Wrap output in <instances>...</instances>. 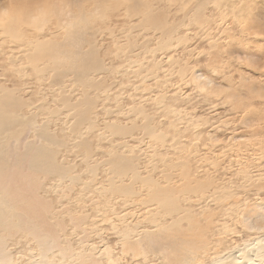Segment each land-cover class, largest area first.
I'll use <instances>...</instances> for the list:
<instances>
[{"label": "rangeland", "instance_id": "rangeland-1", "mask_svg": "<svg viewBox=\"0 0 264 264\" xmlns=\"http://www.w3.org/2000/svg\"><path fill=\"white\" fill-rule=\"evenodd\" d=\"M133 1L0 0V20H38L42 32L27 26L24 35L58 42L73 34L61 27L78 12L107 6L75 29L74 41L100 61L86 80L35 72L22 51L29 45L0 29V87L14 91L27 125L44 126L57 169H19L21 195L36 211L29 217L74 252L66 264H196L201 254L191 262L187 248L195 251L197 239L211 246L217 229L222 253L243 252L264 236V0ZM198 84L224 94L202 96ZM27 129L21 148L34 138ZM13 171L4 169L12 181ZM175 217L172 227H193L178 257L140 234ZM128 228L138 232L127 245L120 234ZM22 235H6V249L15 264H35L40 248ZM260 250L254 264H264ZM60 256L46 250L47 261Z\"/></svg>", "mask_w": 264, "mask_h": 264}, {"label": "bare ground", "instance_id": "bare-ground-1", "mask_svg": "<svg viewBox=\"0 0 264 264\" xmlns=\"http://www.w3.org/2000/svg\"><path fill=\"white\" fill-rule=\"evenodd\" d=\"M128 1H130V0H121V3L125 4V3H128ZM170 1H172V0H170ZM104 8L106 9L107 6H104L102 8L103 10L100 9V10L90 11L89 14H87V13L85 14V12H84V14L78 12L79 16L77 17V15H75L77 18L72 17L73 19L71 18V20L69 19V17H70L69 16L67 18V20L68 19L69 20L65 23V25H63V27H61V31L64 30L66 33H71L73 31V34L68 35L69 39H66V40L60 41V42L52 41V40H43V38H42V40L36 39L38 37V35H36L35 39L28 38L26 35H24L25 27H27V26H29V27L32 26L33 28L39 29L41 24L40 25L36 24L38 22V20L36 23L33 21H22L19 23L17 22L18 24L16 23L17 25L14 26V24L9 21L10 16H6L9 14H6L5 16L8 17V19H5V20L1 19L0 20V29L2 30L1 32H4L8 38L15 39V40L21 42L22 43L21 45H26V44L29 45L28 48L23 46L22 51L24 52L25 51L24 49H26L25 58H26L27 62L36 64V65L32 64L34 66L33 69L35 70V72L40 74L41 72H43L46 69L54 70L56 72V75H55L56 80H59L65 72L74 71L78 75V78L80 80H86L88 73L93 69V67L99 66L100 61L95 58V55L92 52V51H95L93 48L83 49L82 43L80 40L78 42L74 41V38L77 35L75 29L76 28L77 29L78 28L84 29L85 26L87 27L88 23H90L91 20L95 17L102 18L101 17V16H103L102 14L106 12V10L104 11ZM28 11H30V10H28ZM24 13H26V12L24 11ZM38 14H40V13L38 12ZM45 14H49V13H45ZM29 15L31 17L34 16L31 13ZM44 15L41 17H44ZM61 15H62V13H61ZM72 15H73V13H72ZM36 17H37V14H36ZM31 19H35V17L31 18ZM41 23H43V22H41ZM59 23L62 24L63 21H61ZM45 26H46V24H45ZM41 30H40V32H42ZM7 37H5L4 39H6ZM13 37H15V38H13ZM0 39H2V38L0 37ZM4 39H2L0 43H4ZM7 41L9 42V40H7ZM88 44H89V42H88ZM9 57L10 56H8V58ZM25 58L23 60H25ZM43 59H44V62H43ZM9 60L14 62L17 60V58L14 60L10 57ZM17 62H19V61H17ZM21 62L23 63V61H21ZM29 66H30V64H29ZM13 96H14L13 90L0 87V264H15L13 261V259H15V258L13 257V255H11V251L6 249V243H5L6 235L11 234L15 230L22 231L23 232L22 236H24L25 238L32 239L35 242V245L38 248H40V255L41 256H39L38 259L36 261H34L35 264H66V261H68V260H66L67 257L71 256V254H74V252H72V250L65 248L64 246H61V244L55 238H53L47 231H44L45 227H44V229H42L43 227L41 228L35 220H32L29 217V215L32 212H36V211L33 210L31 213L28 211L29 209L32 210V203H30L31 198L23 197L21 195L22 181H21V175H20L19 169H28L31 172H38V173H47V172L55 173V171H57L56 166L54 165V153H53V151L49 150L48 147H45L46 145H44L42 143L43 141L48 142V141H50V139L47 138L48 137L47 134L43 131L44 126L40 129V128H35L33 124L27 125V123L25 122V118L23 117V114L17 112V109L15 108L16 104H19V101H15ZM30 127H31L30 130L32 131V133L35 132L34 138H32L31 140L26 139L27 141L23 143V146L21 148L20 147L21 145L19 143V141H20L19 138L21 136L26 137L27 133L25 132V129L28 128L27 130H29ZM12 142H13V146L10 147V144H12ZM10 155H12V157H13L12 159H10ZM255 159H256V157H255ZM10 160H12L13 162L10 163L11 162ZM10 164H11V167L14 168V171H13L14 175H15L14 181L7 179L6 178L7 174L4 172V169H6L8 166H10ZM245 171H247V170H245ZM18 172H19L20 176H18ZM247 174H248V172H247ZM256 178H258V177H256ZM162 199L163 198H158L157 201L161 203V202H163ZM180 221H181L180 218L175 217V219L167 226H163L164 222L155 223V224H153V226H155V227H152V229H148V227L146 229L143 228V230H141L140 234H142L143 237L147 238L148 240L151 239V240L159 241L161 243L162 247L165 246V247H163V249L165 248L167 250L166 247L171 248L172 253H170V255L173 254L172 257L173 256L178 257V255L180 254L179 251L185 250V245L190 242V240L188 239V236L192 234L190 231L193 230V227H185V228L172 227L173 225L180 223ZM159 226H162V227H159ZM133 228L136 229V227H133ZM195 228L196 227H194V230H196ZM207 228H211V227H207ZM215 231L216 232L213 233L214 244H212L211 246H208V243L205 239L199 240L196 238L198 236H196V237H193V235L190 236V237L196 238L197 242H198V244L196 245V248L194 249L195 251H190L192 246L187 248L188 254H189V252L191 253V254H189L192 257L191 262L196 261V260H194V256L199 257L201 254L202 260H197L196 264H254L255 261H257V259L259 257L257 254L258 251L260 249L264 250V236H263L262 238L261 237H259L257 239L255 238L254 240H251L248 243H246V245L244 246L243 252L241 250H239L240 249L239 248V249H234L233 251L227 250L226 252L222 253L223 250L220 248H222L221 246H223L222 244H224L223 242L225 241V239L219 235L220 232H222V231H220V229H217ZM132 232L136 233L138 231L132 230V229L130 230L128 228V229L122 230V232L120 234L121 239H123L125 241L124 243H127V245H128V243L129 244L135 243L134 240H132L134 242H131L132 237L134 238V234H132ZM186 232L189 233V235ZM200 235H201V233H200ZM81 237H79V238H81ZM202 237L203 236H201V238ZM81 239H83V238H81ZM140 240L141 239H139V242H140ZM87 241L89 242L90 240H87ZM82 242L83 241H81V243ZM84 244L86 245V243H84ZM137 245L139 246V243ZM148 245H149V243H148ZM82 246H84V245H82ZM82 246H81V249H82ZM121 246H120V248H122ZM213 246H214V248H212ZM102 247H103V245H102ZM130 248H132V247H130ZM94 249H95V247H94ZM133 249H136V248H133ZM161 249L162 248H160V250ZM46 250H48V252H49V250H51V251L52 250H60L61 261L58 263H56L54 261H47ZM84 250H86V248ZM82 251H81V253H82ZM136 251H139V250H136ZM152 252H153V250H152ZM159 253L162 254V256H164L166 258L167 253L163 254L162 251ZM262 253H264V251ZM76 254L74 255V257L79 256ZM136 254H137V252H136ZM170 255H168V256L170 257ZM262 255H264V254H262ZM83 256H81V257H83ZM142 256H144V255H142ZM208 256H211L210 259L207 258ZM90 257H92V255ZM111 257H109L110 260H111ZM145 257H147V256L145 255ZM145 257H143V259ZM69 258L74 259L72 257H69ZM93 258H94V256H93ZM83 259H85V258H83ZM96 259H98V258H96ZM146 259H148V258H146ZM107 260L110 261L109 259H107ZM168 260L169 259L167 257L166 261H168ZM84 262H86V261H84ZM97 262H98V260L95 263L97 264ZM89 263L91 264V262H89Z\"/></svg>", "mask_w": 264, "mask_h": 264}, {"label": "clouds", "instance_id": "clouds-1", "mask_svg": "<svg viewBox=\"0 0 264 264\" xmlns=\"http://www.w3.org/2000/svg\"><path fill=\"white\" fill-rule=\"evenodd\" d=\"M0 11H2V10H0ZM13 38H15V37H13ZM218 87L222 88L224 86H218ZM195 91H197L202 96H208L211 98H219L220 95L224 94L223 92H217L215 90H212L209 85H202V84H198Z\"/></svg>", "mask_w": 264, "mask_h": 264}]
</instances>
